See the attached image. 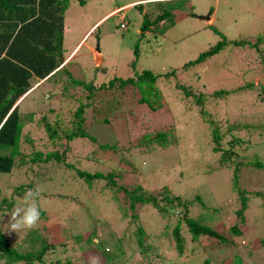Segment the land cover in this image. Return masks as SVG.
<instances>
[{
    "label": "rangeland",
    "instance_id": "374dc122",
    "mask_svg": "<svg viewBox=\"0 0 264 264\" xmlns=\"http://www.w3.org/2000/svg\"><path fill=\"white\" fill-rule=\"evenodd\" d=\"M133 2L139 3L127 6ZM263 6L264 0H165L159 4L154 0H69L62 47L72 62L66 68L75 79L95 87L128 79L150 84L139 75L152 74L155 82L149 99L155 110L138 104L137 91L131 86L87 99L86 92L70 84L61 71L55 74L59 79L33 85L18 106L24 122L23 165L8 175L0 174V232L6 243L24 252H36L41 240L58 244L36 264H264V168L250 165H264ZM116 8L120 11L111 13ZM167 9L171 18L163 16L155 23L154 18ZM211 24L219 34L211 30ZM92 26L76 53L74 46ZM224 38L227 44L212 57L184 69ZM233 41L245 44L236 47L229 44ZM91 48L99 53L100 63H94ZM37 82L33 78L32 84ZM178 85L191 94L185 96ZM86 104L92 106L85 109L88 133L113 142L115 150L93 147L91 151L82 144L87 142L83 138L63 153L64 163L31 161L34 153L45 158L63 149L67 142L61 131L71 129L74 111ZM200 110L209 125H204ZM92 114L105 117L109 124L92 123ZM43 122L58 135L50 138ZM213 129L221 136L220 147L213 141ZM157 133L165 134L172 144L160 150L163 143L153 139ZM144 137H149L151 147L158 146L136 149ZM237 165L236 187L233 170ZM133 167L137 185L143 183L148 193L144 196L166 187L171 195L193 202L190 219L222 239L208 235L192 239L180 225L184 246L179 252L168 238L173 221L168 231L163 229L171 219L169 213L146 208L138 214L139 225L145 235L159 240L153 244L155 252L142 258L135 252L137 244L130 243L140 235L130 220L128 199L122 189L116 190L117 186L134 187ZM75 169L115 174L116 186L98 182L90 189L75 176ZM37 187L41 190L37 226L11 231V213L24 209L26 192ZM155 187L159 190H152ZM243 189L248 195L240 217L236 212L242 206L239 190ZM171 211L182 212L181 207ZM236 224L243 229L241 235L228 232Z\"/></svg>",
    "mask_w": 264,
    "mask_h": 264
},
{
    "label": "trees",
    "instance_id": "16d2710c",
    "mask_svg": "<svg viewBox=\"0 0 264 264\" xmlns=\"http://www.w3.org/2000/svg\"><path fill=\"white\" fill-rule=\"evenodd\" d=\"M68 3L69 0H0V174L8 175L13 169L23 165V155L20 153V138L24 122L22 121V114L18 109L21 101H19V103L17 102L31 88L33 78L44 79L54 71L48 79H51V81L56 80L59 76L55 77V74L61 71L67 76L70 84L75 87H81L86 92L85 96L87 99H92L95 94L101 91L111 90L115 87L122 88L131 86L134 91H137L138 98H136V102L138 104L146 105L151 110H155V107L149 99L151 92L154 90L153 85L155 82L152 74H145L146 72H144L139 75L142 80H145L144 82L148 81L150 84H134L132 79H128L120 81L118 84L109 81L108 84H102L99 87H95L92 82L75 79L68 68L56 70L60 65L59 63L64 51L62 47L64 12ZM155 3L159 4V2ZM170 13L171 11L167 9L161 16L155 17L154 22L158 23L157 18L160 19L163 16H169V18H171ZM210 27L215 34H219V32L212 27V24ZM222 40L223 41L220 40V43L210 50L200 53L192 62L187 63L184 66V69H186L187 66L199 64L212 57L217 51L221 50L225 44H227L225 38ZM229 44L236 47H243L245 43L233 41L229 42ZM247 44H249V42H247ZM171 73L174 74L173 72ZM117 80L118 79L116 78L114 81L117 82ZM58 85L59 84H56V86ZM177 88H181L184 91L185 96L191 94L189 90L184 89L182 86L178 85ZM198 101L199 100H195L196 104ZM87 105L88 104L80 105L74 111L71 129H63L61 131L62 139L67 142V144L63 145V149L61 151L56 150L49 153L45 158H42L40 152L34 153L30 155L31 161L43 164H48L53 161L59 164L64 163L62 157L63 153L70 152L72 143L75 144V141H77L78 145V142L81 141L77 139L83 138H85V141L87 142H83L82 144L87 145V148L91 151H93V147H97V149L104 151H114L116 146L113 142L100 141L88 133L87 126H89V122L85 115V109L89 107ZM91 107H89V110ZM201 115V120L203 123H206L204 125H209L207 123L209 120L207 121L203 117L205 113L203 112ZM90 116V121H92V123L100 122L109 124L108 119L105 117L99 118L95 114ZM43 118L45 117L42 116V119ZM101 120H103V122H101ZM43 123L50 138H53V135H58L57 130L51 127L49 123ZM212 138L214 143L220 147L221 136L217 129H213ZM148 139L149 137H144V140L139 145L135 146V148L140 149L147 144H149L147 146H149L150 149L158 146V144H154L155 146L151 147L150 145L152 144L149 143ZM153 139L159 140L163 143L158 146L160 150L166 149L172 144L169 143L168 138H165V134L163 133H157ZM119 144L118 141L117 145ZM59 146H61V144ZM217 150L218 148L213 149L214 152ZM250 165L256 169L264 168V165L260 162H254ZM239 167L240 166L237 165L233 170V179H235L233 184L236 187L238 184ZM133 169L135 170V168H132V173L134 174V177H136V184L132 185L134 187L131 190H127L126 188L117 186L118 188H116V190L122 189L128 199L129 217L131 222L136 224L135 232L140 235V238L138 239H136V236L134 239H130V243L135 242L137 244L138 249L135 252H138L142 258L143 256H147V253L150 251L155 252L156 247H154L153 244L159 240L156 236L145 235L141 229V225H139L138 214L146 208H153L156 213L162 215H165L166 212L169 213L167 216L171 219H169V221L166 220L163 229L168 231L169 223L173 221L172 223L175 225L173 226V229L170 230L168 238L174 242V247L179 252L182 251L184 246V240L180 235V225H182L186 233H191L189 234V237L192 239L203 235H208L215 239H222V237L214 230L200 226L194 222L193 219H190V207L195 206L193 202L184 201L178 196L171 195L166 187L161 188L160 192L152 191L151 195L144 196L143 194L147 193L144 189L145 186L143 183L137 185V174L134 173ZM75 176L82 180L90 189L92 188L93 183L97 184L98 182H104V186L107 187L113 188L116 186L115 174H104L103 172L101 173L97 171L87 172L75 169ZM152 190L159 189L155 187L152 188ZM246 192L247 191L244 189L243 191L239 190V193L243 194L240 197L242 206L236 214L240 217L242 216L243 210L246 209L247 198L245 196L248 195ZM255 195H258L257 192ZM194 199L196 201L199 200L198 196L194 197ZM180 207L182 210L181 213L171 211V208L174 210L175 208ZM236 231L240 232L239 235L242 234L243 229L240 224H236L228 230V232L233 235L236 234ZM149 240L150 242L147 243ZM57 245L58 244H55L53 241L45 243L44 240H41L40 246L36 252H24L25 250H22L24 248H21L20 246H16L17 249L16 247H11L7 244L4 236L0 232V259L4 260V264H14L20 261L23 262L22 264H36L35 262L40 261L45 253L54 250V247ZM128 245L131 248L132 245Z\"/></svg>",
    "mask_w": 264,
    "mask_h": 264
},
{
    "label": "clouds",
    "instance_id": "9594fccd",
    "mask_svg": "<svg viewBox=\"0 0 264 264\" xmlns=\"http://www.w3.org/2000/svg\"><path fill=\"white\" fill-rule=\"evenodd\" d=\"M154 2H157V0H154ZM158 2H164V0H158ZM26 95H24V97ZM24 97L19 101H22ZM19 101L17 103H19ZM40 195L41 190L39 187L30 189L26 192L24 197L26 207L24 209L17 208L10 215L11 231L17 232L23 229H33L37 226V223L40 220V209L37 200Z\"/></svg>",
    "mask_w": 264,
    "mask_h": 264
},
{
    "label": "crops",
    "instance_id": "0c3cea01",
    "mask_svg": "<svg viewBox=\"0 0 264 264\" xmlns=\"http://www.w3.org/2000/svg\"><path fill=\"white\" fill-rule=\"evenodd\" d=\"M164 1H165V0H164ZM137 3H139V2L129 3L127 6H129V7H130V6H134V5H136ZM119 10H120V8H116V9H115L114 11H112L111 13H113V12H117V11H119ZM111 13H109V14H111ZM93 28H94V26H92V28H91L90 30H88V31L83 35V37L78 41V43L74 46L73 50L77 47V48H76V51H75L76 53H77L78 49H80L81 46L84 44V42H85V38H86V36L88 35L89 31H91ZM90 51L92 52L94 63H95V62H99V63H100V61H101V57H100L99 53L97 52V50L91 48ZM68 55H69V54H68ZM68 55H66L65 53H63V55H62V59H61V61H60V63H59L60 65H59V67H58L56 70L66 68V67L68 66V64L72 62V60H70V58L68 57ZM94 55H98V59H97L96 57H94ZM68 58H69V59H68ZM95 58H96V59H95ZM61 64H63V67H61ZM56 70H55V71H56ZM52 73H54V71H53ZM52 73H51V74H52ZM51 74L48 75V76H46L44 79H39V78H37V79H38V82L35 83V84H32V86H31V88L28 90V92H30V91L32 90L33 85L38 84L37 86H40V85H42L43 83L47 82V81H48V78L51 76ZM28 92H27V93H28ZM23 97H24V96H23ZM23 97H21L19 100H21ZM19 100H18V101H19Z\"/></svg>",
    "mask_w": 264,
    "mask_h": 264
}]
</instances>
